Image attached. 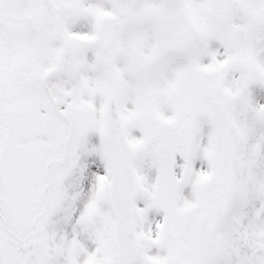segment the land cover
I'll return each mask as SVG.
<instances>
[{
	"label": "snow or ice",
	"instance_id": "1",
	"mask_svg": "<svg viewBox=\"0 0 264 264\" xmlns=\"http://www.w3.org/2000/svg\"><path fill=\"white\" fill-rule=\"evenodd\" d=\"M0 264H264V0H0Z\"/></svg>",
	"mask_w": 264,
	"mask_h": 264
}]
</instances>
